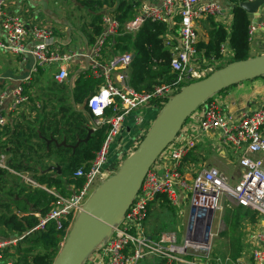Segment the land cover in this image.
I'll return each mask as SVG.
<instances>
[{"label":"built area","instance_id":"obj_1","mask_svg":"<svg viewBox=\"0 0 264 264\" xmlns=\"http://www.w3.org/2000/svg\"><path fill=\"white\" fill-rule=\"evenodd\" d=\"M108 10L105 7L101 11L102 31L95 41L86 44L87 48L77 50L69 40L60 42L55 27L50 24L28 25L22 15L10 11L6 0H0L3 32L0 51L20 57L23 64L33 58L37 65L35 72L40 68H54V79L59 83L70 79L72 62L77 58L85 59L88 78L99 82L98 89L90 94L85 105L94 118L91 128L95 132L108 126L107 138L90 167L75 173L76 178L83 179L81 187L73 189L68 197L49 191L55 197L53 207L43 216L37 214L38 225L26 235L46 231L53 224L66 234L67 239L93 193L117 172L116 166L108 165L109 151L126 129L127 117L133 113L140 116L147 107H164L181 91L180 86L208 77L225 63H202L197 49L199 25L203 20L214 19L216 24L227 27L231 24L232 17L222 0H143L134 18L124 25ZM260 16L261 23L251 20L248 41L252 47L256 33L261 31L260 50L264 54V6ZM147 21L166 24L174 32L175 37L168 35L166 46L171 52L170 68L177 80L172 85L155 86L150 92H139L129 84L134 53L109 55L104 54V50L108 40L120 34L122 29L125 33L135 34ZM222 54L227 58L231 55L227 44L222 46ZM31 78L0 91V129L15 117L19 107L29 103L26 88L30 86ZM7 105L8 110L4 113ZM141 123L137 116L136 126L141 127ZM211 132L219 133L222 147H231L236 152L243 150L239 160L241 178L235 184H231L229 177L218 168L200 171L186 168L187 157L200 143L201 137ZM124 153L123 150L117 166L122 165ZM0 167L6 168L2 159ZM11 172L21 176L26 184L40 187L29 176ZM161 196H166L175 207L188 206L190 209L187 235L180 243L175 232H163L155 238L146 231L149 207ZM227 202L258 213L263 226L250 236L256 244L251 245V256L252 264H264V104L232 113L215 95L185 122L174 141L149 170L122 221L112 227L111 235L95 248L84 264H148L154 260L161 264H216L209 259L214 215L222 211ZM19 240L21 238L0 241V262L12 264L10 260L3 261V251L17 245ZM65 241L61 243V249ZM229 263H232L230 259L225 262ZM235 264L244 263L239 260Z\"/></svg>","mask_w":264,"mask_h":264},{"label":"trees","instance_id":"obj_2","mask_svg":"<svg viewBox=\"0 0 264 264\" xmlns=\"http://www.w3.org/2000/svg\"><path fill=\"white\" fill-rule=\"evenodd\" d=\"M76 1L77 7L87 12L91 18V22L82 24L84 40L91 45L102 31L101 11L105 7L121 25H124L134 18L137 7L143 0ZM227 1L233 5L231 24L227 27L212 22L208 42L197 44L202 63L216 61L220 64L227 58L222 54V46L227 44L231 55L228 57V62L220 65L218 69L232 62L255 56L252 55V47L248 41L250 15L240 7L242 3L250 0ZM168 35L175 37L168 25L147 21L135 34L125 33L122 29L120 34L111 37L106 44L104 54L133 52L135 58L129 73V84L139 92H150L155 86L172 85L177 80V75L170 68L171 52L166 46ZM260 78L264 79V76ZM98 85V82L84 77L77 80L76 86L72 89L67 84L54 81L51 87L41 92L37 98L40 105L35 106V99L30 98V113L33 118L23 114L0 129V160L2 155L8 156L5 162L6 168L0 167V241L21 238L17 245L5 248L3 261L10 260L12 264L55 262L61 250L60 245L66 239L64 232L57 230L51 224L46 231L26 234L38 225L37 214L43 216L53 207L55 197L49 191L68 197L70 185L75 188L81 187L83 179L76 178L75 173L90 167L107 138L108 126L105 125L97 129L89 141L81 143L75 151L66 146L49 143L50 139L57 140L59 144L65 140L67 145L74 146L79 140L87 138L94 118L86 109V100L98 89ZM180 88L182 89V86ZM26 94H29L27 90ZM162 108L156 109L152 124ZM152 124L149 126L151 127ZM144 136L139 139L137 147ZM56 167L60 168L59 171ZM119 169L120 166L117 171ZM11 171L29 176L40 187L26 184L21 176ZM155 202L162 207L175 209L166 196L159 197ZM155 202L149 207L147 219L152 217L151 212ZM258 218V213L241 206L232 209L230 216H226L227 230L222 235L228 240L226 255L231 260L235 261L242 257L245 242L242 231L246 228V224H254ZM167 228L168 226H163L155 230L156 228L153 227L151 234L157 236ZM22 243L30 247L23 249L20 247Z\"/></svg>","mask_w":264,"mask_h":264},{"label":"water","instance_id":"obj_3","mask_svg":"<svg viewBox=\"0 0 264 264\" xmlns=\"http://www.w3.org/2000/svg\"><path fill=\"white\" fill-rule=\"evenodd\" d=\"M231 12L233 5L224 4ZM264 0L244 2L240 5L256 23L262 22ZM135 58V55L133 56ZM264 76V54L247 60L232 62L208 77L193 82L175 95L160 111L137 149L122 163L120 169L102 183L89 199L76 219L64 246L53 264H84L95 248L112 233V227L119 224L138 194L143 181L159 156L174 141L185 122L213 96L243 81ZM72 83L70 87H72ZM94 133L76 145H67L64 140L49 143L66 146L73 151L81 143H87ZM59 167L56 170L59 171Z\"/></svg>","mask_w":264,"mask_h":264},{"label":"crops","instance_id":"obj_4","mask_svg":"<svg viewBox=\"0 0 264 264\" xmlns=\"http://www.w3.org/2000/svg\"><path fill=\"white\" fill-rule=\"evenodd\" d=\"M50 0H6L8 8L13 13H18L19 15H22L25 19V22L28 25H35V24H50L52 27H55L56 36L61 41L65 38V33L67 30V20L62 17V19L59 18V13L56 10H52L51 4H49ZM57 2H60V4H65V0H54ZM70 2V4L78 6L76 0H67V2ZM227 0H222V2L225 4ZM225 6V5H224ZM228 15L231 16V12L229 13L227 7L225 6ZM232 17V16H231ZM60 20H59V19ZM232 19V18H231ZM230 19V20H231ZM213 20V21H212ZM232 21V20H231ZM212 22H215L214 19H206L203 20L199 25V40L200 42L207 43L209 40V33L212 30ZM230 22V21H229ZM3 32L1 30L0 26V39L3 38ZM82 36V35H81ZM262 37V33H256L255 42L252 45V49L254 46V50H252V55H261L262 50H260V40ZM83 38L81 39V43L77 47H74L77 50H82L83 48H87V43L84 40V45L82 42ZM74 44L72 40H69ZM254 51V54H253ZM88 65V62L85 59L77 58L74 62L70 64V79L67 82H64L62 84H67L70 87L71 81L73 82L71 89L76 86L77 80H79L81 77L88 78V75L86 74V66ZM37 65L33 58L28 59L27 64L22 63V59L20 57H14L6 52L0 51V91L12 88L15 85L21 83L26 78H30L32 76L31 84L28 88H26L27 92L30 94V98L35 99V106L40 105L37 98L39 97L38 94L41 95V92L47 91L51 87L52 82H57L54 77L56 74V70L53 74H51V81H48L47 84L43 83V73L42 70L44 69V73H49L48 68H40L37 72L34 70L36 69ZM35 72V73H34ZM51 73V72H50ZM75 77V78H74ZM74 78V80H72ZM91 79V78H90ZM262 79L261 85L256 86L252 93L249 96H245L244 98L240 99H234L230 92H225L222 94H218V97L222 100V102L225 104L227 110L232 113H236L241 109L251 107V106H260L264 104V79ZM93 80V79H92ZM95 81V80H94ZM98 82V81H96ZM59 83V82H58ZM99 83V82H98ZM37 84V85H36ZM99 87V85H98ZM28 94V95H29ZM37 100V101H36ZM30 103L25 104L18 108L15 117L11 119V123L14 119H18L17 114H26L27 116H31L33 118V115L30 113ZM82 108H80L81 110ZM156 107L151 106L147 107L146 109H143L141 111V115L139 116L137 113H133L127 117L126 121V129L124 130L123 134L119 136L112 144L110 151H109V157H108V165H114L117 166L119 163V159L121 158V152L126 148L128 142H131L133 137L134 139L138 136H141L143 134V129L147 128L149 125L152 124L153 118L156 113ZM8 110V105L3 109V112L6 113ZM9 114V113H7ZM141 118V127L136 126V117ZM9 122V123H10ZM219 133L218 132H211L209 134L203 135L201 137L200 143L196 146V148L191 152V154L187 157V169L191 170L194 169L195 171H200L202 169H208V168H218L221 171H223L227 175V170L229 168V165L231 164V160L233 159V155L238 153L231 147H222L219 143ZM125 145L122 147V145ZM114 146V148H113ZM113 148V151H112ZM114 149L116 152H114ZM240 153V151H239ZM242 155V154H241ZM241 157V156H240ZM2 160L6 162V159L8 156L2 155ZM239 165V164H238ZM242 169L240 166H238V171L233 174V176H229L230 181L232 182H238L241 178ZM75 189L73 185H70L68 187L69 195L72 193V190ZM154 205V204H153ZM172 205V204H171ZM226 205V204H225ZM173 206V205H172ZM175 207V206H173ZM183 207V206H182ZM189 210V216H190V209L188 206H184ZM237 207V205H236ZM235 207V208H236ZM234 208V209H235ZM176 209V207H175ZM227 213H230L232 210H227ZM221 214V212H220ZM219 214L218 220L215 222L217 224L218 221H220L221 216ZM190 219V217H189ZM223 219L227 222L226 215L223 216ZM147 221V220H146ZM189 223V222H188ZM228 225V222H227ZM146 226V223H145ZM261 226H263V223L260 221V217L257 219L256 223L254 224H246V227L250 233L248 238H244V252L242 257L238 258L237 260L233 261L230 257H225V262L230 259L232 261L231 264L237 263L239 260L244 264H252V246H256V244L253 243L252 238L250 237L251 234L255 235L256 231L261 229ZM152 227L148 226L146 227V231L148 235L152 237H158L153 236L150 234V231H152ZM188 225L185 231V234L182 235V241L187 235ZM167 232V231H164ZM175 232V231H172ZM163 233V232H162ZM177 233V232H175ZM178 234V233H177ZM176 234V236H177ZM181 241V242H182ZM262 249H264V246H262ZM13 253V250H11ZM216 258V257H214ZM214 258L210 261L216 263V264H222L217 259L214 260ZM5 261V260H4ZM148 263V262H147ZM240 263V262H239ZM0 264H3L1 261ZM148 264H161V262H154L150 261ZM185 264V263H180ZM230 264V263H229Z\"/></svg>","mask_w":264,"mask_h":264},{"label":"rangeland","instance_id":"obj_5","mask_svg":"<svg viewBox=\"0 0 264 264\" xmlns=\"http://www.w3.org/2000/svg\"><path fill=\"white\" fill-rule=\"evenodd\" d=\"M65 4H60V2L54 1V0H50L49 4H51V8L52 10H56L59 13V18L62 19L65 18L67 20V30L65 33V38L64 40H72L74 42V47H77L79 45V43H81V39L83 38L82 42L84 45V33L82 32L83 27L82 24L86 23V22H91V18L89 16V14L87 12H85L83 9H79L77 6L74 5V9L73 6L70 4V2L67 0L64 1ZM58 18V19H59ZM59 19V20H60ZM82 35V36H81ZM253 49L254 46H253ZM70 50H74V49H70ZM254 54V51H253ZM199 59H202V57H199ZM229 58H226L224 60V62H228ZM224 65V64H222ZM49 73H44V69L42 70L43 73V83H46L48 81H51L52 77L51 74H53L55 72L54 68L48 69ZM51 72V73H50ZM262 79L261 78H256V79H252V80H247V81H243L237 85H234L230 88H228L226 91L222 92H230V94L232 95V97L234 99H240V98H244L245 96H249L253 89L256 86L261 85ZM187 85H184L182 88H184ZM254 87V88H253ZM253 88V89H252ZM38 96H40V94H38ZM214 97V96H213ZM142 129V127L140 128V130ZM150 129V126H148L147 128H145V130L143 129V135H145L147 133V131ZM141 136H138L137 139L133 137L132 141L126 146L123 143L122 147L124 146V155L122 156V163L123 161L126 159V157H128L131 153L134 152V149L137 147V144L139 142V139H141ZM114 148V146H113ZM112 148V151H113ZM114 152L115 149H114ZM243 153V150L240 151V153H236L233 155V159L231 160V164L229 165V168L227 170V175L229 176H233V174L235 172L238 171V164H239V160H240V156ZM118 168V166H116V169ZM236 182H232L231 184H235ZM236 207L235 203H230L227 202L225 207L223 208L220 214V212H216L214 215V224L212 227V233L213 236L211 237V251H210V259L216 257V259L221 262L222 264H225V260H226V253H227V238L225 236L222 235V233L226 232L227 230V222L223 219V216H230V213H227V210H232ZM152 217H150L149 219H147L146 221V227L148 228V226H151L152 228L155 227L157 229L162 228L163 226H168L166 231H175L177 232V240L180 243L182 241V235L185 234L188 222H189V210H187V208L183 207H176V209H170L166 206H161L159 205L157 202L154 203L153 208H152ZM219 214L221 216L222 219H220V221L217 222V224L215 223L218 220ZM248 229V227H246L245 229H243V235L244 238L246 239V237L248 238V236L250 235V233L248 231H246ZM151 234V231H150ZM21 248L25 249L27 247H30L29 245L22 243V245L20 246ZM211 259V260H212ZM6 260V259H4ZM6 262V261H4ZM154 262H158L157 260H154Z\"/></svg>","mask_w":264,"mask_h":264}]
</instances>
